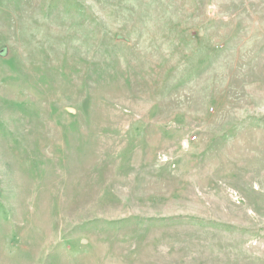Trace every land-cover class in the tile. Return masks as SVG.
Here are the masks:
<instances>
[{"label":"rangeland","instance_id":"1","mask_svg":"<svg viewBox=\"0 0 264 264\" xmlns=\"http://www.w3.org/2000/svg\"><path fill=\"white\" fill-rule=\"evenodd\" d=\"M0 264H264V0H0Z\"/></svg>","mask_w":264,"mask_h":264}]
</instances>
